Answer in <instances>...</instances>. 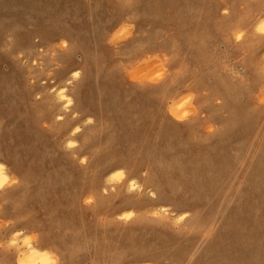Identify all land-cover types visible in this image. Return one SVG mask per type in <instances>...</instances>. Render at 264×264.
Returning a JSON list of instances; mask_svg holds the SVG:
<instances>
[{
    "label": "rangeland",
    "instance_id": "374dc122",
    "mask_svg": "<svg viewBox=\"0 0 264 264\" xmlns=\"http://www.w3.org/2000/svg\"><path fill=\"white\" fill-rule=\"evenodd\" d=\"M261 25L264 0H0V264H264Z\"/></svg>",
    "mask_w": 264,
    "mask_h": 264
},
{
    "label": "bare ground",
    "instance_id": "6f19581e",
    "mask_svg": "<svg viewBox=\"0 0 264 264\" xmlns=\"http://www.w3.org/2000/svg\"><path fill=\"white\" fill-rule=\"evenodd\" d=\"M263 26L264 25H261L260 28H263ZM72 76H73V78H76V77H78V73L75 71V72H73ZM60 97L67 106H69L71 104V99L69 98L67 93H65L64 91H63V93L60 94ZM173 111H174V113H173V115H174L175 112L178 111V108L173 110ZM178 116L179 115H177V117ZM119 167H120L119 165L113 166L110 168L109 171L107 170L108 171V177H112V176L117 177L118 174L121 173L120 174L121 177L118 178V179H121L123 176V173ZM7 178H8V175H7L6 167L2 162H0V189L4 187V182L6 181ZM136 186H137V183H135V182L131 183V187H136ZM186 216H187L186 213H181L179 216V220H181V221L184 220L186 218ZM27 246H28L27 251L25 253H22L21 255L18 254V255H20L18 258L19 264H46L47 263V261L49 259V253L46 250H43L39 247H36L35 245L32 244V242H28ZM144 260H145L144 257H134V258L123 257L119 260L118 263L119 264H148Z\"/></svg>",
    "mask_w": 264,
    "mask_h": 264
}]
</instances>
